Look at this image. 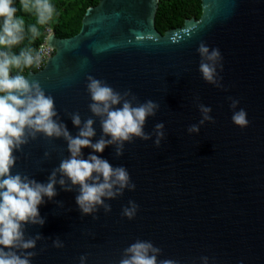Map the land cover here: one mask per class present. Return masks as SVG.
<instances>
[{
	"label": "water",
	"instance_id": "water-1",
	"mask_svg": "<svg viewBox=\"0 0 264 264\" xmlns=\"http://www.w3.org/2000/svg\"><path fill=\"white\" fill-rule=\"evenodd\" d=\"M158 4L98 0L86 9L76 34L49 35L53 55L25 75L53 97L57 118L73 137L79 128L70 114L79 113L81 127L92 118L93 143L104 134L101 118L88 107L87 76L118 92L131 90L134 104L149 99L159 104L144 124L149 140L125 142L121 156L115 145L100 153L81 149L84 159L92 153L125 167L135 189L103 198L109 212L98 205L94 213L82 214L79 185L63 177L65 185L57 183L56 195L38 205L44 224L25 226L26 238L41 237L27 250L36 253L31 264H79L83 254L85 264H118L123 249L138 239L161 249L158 260L178 264H264V0H201L199 17L163 33L155 27ZM201 43L209 52L219 49L220 86L199 71ZM233 100L239 101L235 108ZM201 104L211 108L213 118L203 124ZM241 108L249 121L244 128L231 120ZM158 123L164 124V137L157 147ZM194 124L199 131L190 133ZM14 155L12 174L47 183L70 154L62 137L38 134ZM129 200L139 206L133 219L121 214ZM56 239L64 247H53Z\"/></svg>",
	"mask_w": 264,
	"mask_h": 264
},
{
	"label": "clouds",
	"instance_id": "clouds-1",
	"mask_svg": "<svg viewBox=\"0 0 264 264\" xmlns=\"http://www.w3.org/2000/svg\"><path fill=\"white\" fill-rule=\"evenodd\" d=\"M19 3L23 12L34 15L35 23L26 25L25 19L16 15L14 0H0V264H31V257L36 253L27 250L35 248L36 241L41 237L37 234L35 237L26 238L25 226L44 224L38 205L44 203V197L51 199L56 195L57 183L65 185L63 177H67L72 185H79L76 204L82 214L94 213L98 205L103 206L105 212H109L111 206L105 204L103 198L111 199L122 195L125 188L134 190L135 184L131 182L125 167H113L108 161L92 153L84 159L81 149L87 147L93 153H100L106 146L115 145L116 156H121L125 142L131 143L134 138H151V133L144 132V124L146 118L155 116L159 108V104L151 99L134 104L137 98L131 90L115 91L104 81L89 75L86 78V90L91 100L88 107L94 116L101 118L104 135L93 143V119L84 120L81 127V117L74 112L70 114L72 124L79 131L73 137L67 127L59 122L53 97L45 95L38 81H29L25 75L20 74L24 69L39 64L41 56L36 50L45 40L47 43L50 34H55L52 28L47 27L43 41L35 50L26 47L18 54L12 51L13 46L24 41L26 36L30 42L39 37L37 25L43 26L52 21L55 7L50 0H19ZM51 49L52 56L54 49ZM197 50L203 58L199 66L203 79L220 86L216 79L217 61L221 59L219 49L213 48L209 52L208 47L201 43ZM44 65L40 68L34 66L36 70L32 71L40 70ZM13 69L18 70L17 74L10 76ZM238 103L239 101L233 100L231 107L235 108ZM117 105L120 106L116 107ZM199 108L203 114L200 124L213 119L208 115L211 112L210 107L201 104ZM231 120L241 128L249 124L243 108L233 112ZM163 128V123L154 127L156 139L153 143L157 147L164 137ZM188 131L198 132L199 126L191 125ZM38 134L49 139L62 137L67 142L70 154L68 158L61 160L58 168L53 169L47 183L11 172L17 160L14 152L21 151L22 146L29 140L36 139ZM105 136L108 138L105 139ZM48 155L45 152V156ZM57 172L61 174L59 181L56 179ZM128 205L122 208L121 214L133 219L139 206L132 200L128 201ZM52 246L62 248L64 244L56 239ZM160 252L161 249L155 247L151 241L138 239L123 249L118 264H178L173 259L158 260ZM86 259V254L81 255L79 264H85Z\"/></svg>",
	"mask_w": 264,
	"mask_h": 264
},
{
	"label": "trees",
	"instance_id": "trees-1",
	"mask_svg": "<svg viewBox=\"0 0 264 264\" xmlns=\"http://www.w3.org/2000/svg\"><path fill=\"white\" fill-rule=\"evenodd\" d=\"M55 7L53 20L48 24L37 25L40 31L39 37L31 42L25 38L20 44L13 46L12 51H19L26 47L34 50L45 37L47 27H51L55 35L67 37L76 34L82 23L83 15L89 6L95 5L98 0H50ZM14 6L17 8L16 15L25 19L26 25L35 23L34 15L25 13L21 10L19 0H14ZM201 14V0H159L158 8L155 14V27L163 33L168 28L183 24L186 18L192 16L199 17ZM30 70H36L34 66L26 68L20 74L26 75ZM18 70L13 69L11 75L17 74Z\"/></svg>",
	"mask_w": 264,
	"mask_h": 264
},
{
	"label": "built area",
	"instance_id": "built-area-1",
	"mask_svg": "<svg viewBox=\"0 0 264 264\" xmlns=\"http://www.w3.org/2000/svg\"><path fill=\"white\" fill-rule=\"evenodd\" d=\"M36 51L40 52L41 59L39 61V64H34V66L37 68H40L44 65V63L47 61V59L51 56L52 49L50 47H48L46 40H45L43 43H41L38 46Z\"/></svg>",
	"mask_w": 264,
	"mask_h": 264
},
{
	"label": "rangeland",
	"instance_id": "rangeland-1",
	"mask_svg": "<svg viewBox=\"0 0 264 264\" xmlns=\"http://www.w3.org/2000/svg\"><path fill=\"white\" fill-rule=\"evenodd\" d=\"M195 17V16H194Z\"/></svg>",
	"mask_w": 264,
	"mask_h": 264
}]
</instances>
